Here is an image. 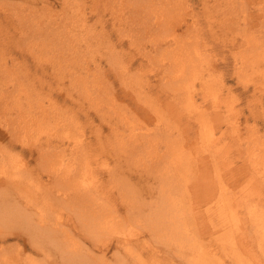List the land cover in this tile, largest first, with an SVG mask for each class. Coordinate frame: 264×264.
<instances>
[{
    "label": "rangeland",
    "instance_id": "obj_1",
    "mask_svg": "<svg viewBox=\"0 0 264 264\" xmlns=\"http://www.w3.org/2000/svg\"><path fill=\"white\" fill-rule=\"evenodd\" d=\"M3 1L9 6H14V10H20L21 12L22 10L20 8L23 7V5H21L22 2L27 3L26 0H0V3ZM36 1L43 3L42 0ZM59 1L60 0H58V2ZM156 1L157 0H152L153 3H156ZM234 1L235 3L233 4ZM39 2H37V4L36 2H33V4H35L33 6L36 7V10L42 6ZM51 2L56 3L57 0H51ZM171 2L173 5L176 2V5L179 6L181 14L185 15L183 18L181 17L182 20L187 21L181 20V23L176 22V24H171L169 25L168 30L164 27L163 32L160 30L162 27L161 23L156 22L157 19H155L156 14L153 12V6L146 3H138L134 0H69L67 3V11H65L64 5L61 4L62 2L59 4L56 3L57 6L54 8V12L52 13V20L55 19L56 21L55 22L53 20L52 22V25L55 27V31L53 29L51 32L47 31L46 34L45 30L42 29L44 28L42 27V22H46L48 18L47 16L43 17L41 15L43 18L41 19L40 17V21L38 23L35 15L33 14L34 11L37 12L34 8L31 9L32 11L30 12L31 16L34 18V22L27 23V30L25 29V24H23V26L19 24L20 27H18V25H8L5 29L0 27V38L2 39L6 36L4 43H8L7 45L11 47H9V49L14 50L12 53H10L9 50H6V52L0 51V88L2 89H0V95L1 93H5V96L9 95L4 98V95L2 94L3 96H0V102L1 100L5 101L3 105L10 108V111L8 110L9 113L17 115L18 112H22V115L24 114L14 120V123L12 124L14 127L13 130L16 133H23L26 129L29 132L31 131L30 133H25V135H22V133L17 134L23 139L24 137L25 139H28L30 141V146L32 148H36L32 157H29L30 153L28 152L25 155L30 160L28 165L30 172L22 173L23 178L21 179H18L17 172L25 168L23 164L22 166H19L17 161H3L0 164V177L3 178L4 181L13 180L11 182H14V185H8V189L4 186L6 190L4 188H0V201H5L4 206L6 207V210H3L2 212V218H4L1 224L6 225V228L9 229L10 232L22 233L20 238L12 236L8 242H0V264H70V261H66L64 259L65 254H63L65 250L68 251V247L65 242L66 236L55 232V227L58 226V222H63L71 226L70 230H73V235L78 234L81 235L79 237L84 236L82 237L83 241L86 240V243L91 245V237L90 239L88 238L91 234L86 235L89 231H84V223L79 218L81 214L78 212L76 214L75 212L72 213L75 211L76 205L71 202L72 199L68 198V195L70 194L69 185L59 184V182L53 181L49 178L48 171H45L48 166L53 163L50 159H52L53 156H59L61 151L58 149L54 150V153H52L53 156H49L50 159H47V163L45 160H42L41 157L38 158L39 154L37 153V146L40 144L39 138H42L45 141L52 133L54 141L58 139L57 135H60L63 138L68 137L73 139V137H71L72 134L76 136L77 133L81 132V129H77L76 124L73 123V118H71L70 122V117H62L65 119L64 124L66 123L62 126L67 125L69 129L68 131L63 130L61 127L62 129L59 130L57 134V131H55L53 126H51L55 124H48L49 121L45 118L51 117L49 114L51 110H48L47 107L48 105L50 106L49 101L54 102L56 100H59V104L62 107L60 105V107H58V104L57 108L51 106L54 116L58 113L65 114L67 111L69 113L68 115H70V112L78 111L80 121L86 123L88 120L85 117V113L81 111L86 109L93 113V116H95L94 122L86 124V132L84 134L86 136L84 140H92L94 142L93 145H102V142L108 143L109 141L116 143L123 141L128 144L130 143V134H132L131 131L134 133H143V131H146L147 129L148 134H151L150 132H152V135H155L159 130H162L163 128L165 130L167 128L168 130L167 132L164 131L165 134H163V136H165V138L172 136L177 138L174 142L169 143L167 139L157 137L161 142L160 145L153 143L156 137L148 139L147 143L137 150L138 154L133 156L131 167L125 168V170L132 169V174L129 173L130 171L123 172L118 170V166H120L121 169L124 168V164L120 163L122 154H119V152L114 154L117 158V163H115L113 160L114 158L111 157L112 151L105 150L103 152L104 149L100 148L101 154L99 155L92 154L90 150L89 154L85 155V152L82 151L83 154L80 155V150L84 147V144H80L74 148L76 150V154L72 156V162L74 164V168L78 172L86 174L87 178H85V185L87 188H91L93 192H101L104 199H112L113 197L117 198L116 204L119 207L118 212L123 215L124 222L130 223L129 227L131 232L134 233V237L139 233L136 232V230H142L140 226L141 222L139 223L134 220V222L131 223L129 217L126 219V204L134 206L136 213L144 220L148 218L146 214L150 213L149 210L151 207L156 211L152 221L155 222L157 226L152 229L153 234H149L151 231L143 233L140 232L138 235V238L140 239L139 241H141L140 245L138 244L139 247H136L133 251L129 249L127 250L126 256H132L130 257L131 264H221L222 259H225L224 263H232L231 260L233 258L226 252H229L230 247L233 251H235L231 244V238L238 243L240 236L238 232L235 234L227 228L219 227L212 237H203L200 231L201 227H203V225H200L203 224L202 222H194V224L187 227L184 225L186 213L192 211L189 208V204L194 202L191 184H211L209 181H204L207 176L202 171L195 170L193 175L188 176L189 173L186 175V171L189 167L183 168L180 163L181 161L182 164H185V161L190 159V153L196 151V146L191 144L201 143L202 138L199 133L200 126L196 127L197 122L193 123V121H191V128L193 131H189V135L185 136L189 140L182 139L180 134L181 132L177 128L178 124L173 122L172 128L168 124V118L165 119L166 117H164L168 104L170 107H179L182 102L178 100L176 95H172V98L166 102L165 97L168 96H165L162 91L152 89L149 85H157L160 83L159 77L162 76L161 70L154 69L159 66L158 60L161 57L160 55L164 53V50L168 51H166L165 54V68L171 69L173 67H177L183 71L198 73L195 72L196 66L183 65L181 57H185L187 55V49L194 51L197 46H202L203 50H205L197 55L196 59H200L204 66L205 79L210 78L214 80L215 77L212 76V73L210 74V72H213L214 70H217L216 74L221 75L223 85L222 89H224L227 93L229 90V93L231 94V97L227 100L229 102V107L231 108L228 110V113L230 112L229 116L231 115V121L239 124L242 132V138H245L246 140H244L248 142L249 146H251L249 149L259 160L264 159V44H262L260 48L254 49L252 52H248L256 46L255 41L253 42L250 40L249 42L248 40L251 39V36H253L252 33L261 35L260 40L264 43V12H260L259 8L260 5L264 4V0H172ZM17 4L19 5L17 6ZM239 5H241V9H239ZM171 6L172 5L169 2H166V4L162 7H159V12L167 13L168 11L167 16L172 17L175 15L176 10H174V12H170L169 8ZM228 6L231 7L229 8ZM236 6H239V11L236 10ZM242 6L247 8V11H245L248 14L247 16L245 12L242 14L244 10ZM82 7L88 13V22L86 24L87 28L93 30L97 36H93L89 40L78 41L77 48L81 52L82 56L76 58V60L70 59L65 61H67V66L71 67V70L74 69L77 73L81 71L84 73H99L102 71L108 74V81H114L118 89L119 104L115 107L117 113L115 118L112 114V110L115 105L110 108V110L105 107L113 104L112 100L107 103L102 101L103 103H101V105L98 104L99 106L92 107L89 106L88 100L84 101L85 96H83V94L81 95L78 91L72 90V93L76 92L75 96H77V100H80L81 102H75L76 98L72 94L73 99H71V101L68 99L67 103L70 106L72 105L74 109H70L66 103H63L64 101L62 96L57 91L53 92L55 79L57 77L54 79L51 76V69L53 68L52 64H54V60H56L55 56L57 55H53L52 53L56 50L55 45L61 43V40L66 39L65 31L69 29L70 32L72 31L73 26L79 25L76 12L78 11L81 15H83L84 10ZM229 9L232 11L230 12ZM28 11L30 10L28 9ZM38 13L40 14V12ZM181 14L179 15L181 16ZM56 16L58 17L56 18ZM248 17H250L253 21L251 20V22ZM62 18L66 19V21ZM35 20L37 22H35ZM213 20L215 21L213 22ZM219 20L223 24L220 23ZM229 20H231L230 26L228 23ZM113 21H116V26ZM246 21L247 24H245ZM188 22L191 23L190 27L185 24ZM33 24H35L38 28H36ZM225 26H227L226 29L229 28V30H226ZM132 27L134 28V32L131 39H128L125 31ZM30 29L32 31H30ZM39 31H42L44 34L41 38L38 35ZM56 31L61 33L59 38H57L59 41H57L56 38H53ZM235 31L237 34H235ZM172 32L181 34L184 33V35H182V39L178 42L167 43V40H173L170 38L172 36L171 34H173ZM211 34L214 36H211ZM45 35H47V37L52 36L51 39L53 40L51 41V39L47 38ZM45 37L47 38L46 40ZM137 40L140 42L139 44H137ZM162 40H164V42ZM234 40L237 41L235 42ZM119 42H124V44L122 45ZM154 43H158V45H155ZM0 45H2L1 40ZM146 45L151 49H153L152 47L157 46V50L152 51V53H157V55H155V65L149 64V62L146 63V60L142 61L141 59L143 58L142 50ZM251 45L253 47H250ZM26 46H29L31 50L26 48ZM112 47H117L118 50L121 49L119 51L122 52L121 54H125L124 59L130 61L131 63L127 65L128 68L126 67V64L123 65L127 69L125 73L133 75V83L136 84L135 88L130 89L131 95L129 96H126V91L119 88V78L116 77L118 74L113 72L115 69L108 64L109 61L107 62V59H104L106 55L108 56L106 52L110 51ZM22 50L23 52H21ZM73 50L75 49L73 48ZM206 50L207 53L212 54L211 60L207 61L208 56ZM240 53L246 57L245 59L248 62H254L250 68H246L245 71H242L240 67L238 69L235 68L236 62L241 61ZM69 57L71 56H68L67 58ZM213 60H215V62L212 66L211 62ZM205 61L207 62L204 63ZM137 64H140L141 67H136ZM7 67L9 68L7 69ZM150 67L154 69H148ZM209 67L210 69H214L209 70ZM45 68L49 71L45 72ZM158 74L160 75L158 76ZM23 78L25 79L23 80ZM70 79H72V76H70ZM188 85L190 88L193 85V82L190 80ZM31 86L36 90H33ZM51 87H53L52 94H48L47 92L50 91ZM194 87L195 89H199V82H196ZM21 88L24 89L22 90ZM61 88L65 87L61 86ZM9 89H12L10 92H12V94L14 93L13 97L11 93H8ZM30 90L33 91L31 92ZM33 92L36 93L34 94ZM17 93L18 95H15ZM135 95H140L141 101L138 102ZM10 97L14 99H11ZM198 100L202 103V97L200 94H198ZM206 104H208L207 101ZM42 105L45 106L44 108H46V110H44L47 113L50 111L48 114L43 110ZM223 105L225 104L223 103ZM198 109L205 111L207 110V106L204 104V107L198 106ZM98 110H103L104 112L101 113H104V116L102 114H100L101 116L97 115ZM27 113L30 115H27ZM109 113L110 115L112 114L113 117L110 118ZM61 116H63V114ZM102 116L104 117L103 120L101 119ZM112 118L114 119L113 124L101 122H107L106 120L111 122ZM26 119L29 122L32 121L30 123H24L26 125L29 124L27 128L24 124H22V126L20 125L21 121H27ZM157 119L161 123L158 122ZM144 120L147 123V127H142L145 122ZM164 120L166 121V124H164ZM185 120H188V118ZM17 122H19L18 124L20 125L17 126L19 129L15 128L16 125H18ZM220 122V118H216L213 126L215 127ZM112 125H119V128L116 129L118 134H113L115 131H113ZM98 127L104 129V136L96 142L95 129ZM155 127L157 130H155ZM254 127L256 128L255 130H253ZM225 128L226 127H222L220 129L218 128L215 136L217 137L216 140H218V143L221 145L225 143V145L228 146V150H224V152H217V155L213 153V155L217 158L218 165H222L224 159H227L228 163H232L230 166L234 169V174L230 176L231 178L234 179L235 175L243 173L245 170L246 172L244 175L242 174L243 177L240 180L230 186L229 193L222 186L215 188L218 189V193L220 191L222 192V202H225V205H228V202L230 201L234 202L233 205H228L229 214L227 217L231 220L236 218L238 219L236 221H241L247 224L250 215L259 216L257 212L264 211V178L260 181L255 176L256 174L251 171L248 157H251L252 154L244 147L243 144H241V147L237 149L236 147L239 146V143L233 141L232 129L227 130ZM20 129L23 130L21 131ZM221 130L224 133H221ZM221 135L223 137H221ZM0 137H2V134H0ZM255 143H259L261 149L255 148ZM182 144L186 145L187 150L189 151L188 156L172 154V152L181 149L180 147H182ZM19 145L20 144H17L18 147L15 152L20 150L22 151V149H24ZM27 147L25 146L24 150H26ZM109 148L112 150L114 147ZM253 148H255V151H253ZM157 150L160 151V154L155 157L153 154ZM144 151H146V156L155 163V168L150 167L151 169H144V163L143 161H140ZM207 153L208 151L206 149L197 147L198 156L202 157ZM67 159H71L70 153L68 154ZM230 159L235 161H231ZM235 167L238 170H236ZM109 172L114 174L116 177L123 176L124 180L120 181L119 179H111ZM212 174L213 180H215V173H209L210 176ZM96 175L97 179L95 178ZM148 176L150 179L147 178ZM253 183H255L256 186H253ZM3 190L6 192L5 196H3ZM140 190H144V193H146L148 197L145 198L141 196ZM11 191H14L15 193H11ZM151 193L153 194L152 197L150 196ZM194 194L196 196V200H199L195 190ZM18 201L20 206L17 205ZM99 202L100 200L97 203ZM205 207L206 206L204 205L203 208L205 209ZM219 207L220 206H212L206 211V217L210 220L215 218V224H219L220 222L217 221L220 219L222 221L225 220V217H222L217 213ZM86 211L92 212L89 208H86ZM259 218L258 224L255 227H252L250 224H247V227H245V232L249 234V236L253 235V229L254 231L255 229H258L259 232L264 233V230H262V228H264V214L261 217L259 216ZM142 223L144 222L142 221ZM165 224L168 225L165 226ZM80 226H83V228ZM94 234L96 236V233ZM115 241H112V244L109 247H104L105 249L103 248V251H105L103 253H106V255L101 259V261H98L95 264H122L121 257L124 256L125 251L122 250L121 255L117 257V254L114 253V250L116 249ZM57 242L62 244L63 247H59ZM183 242H186L185 246H183ZM210 247L215 249L212 250ZM183 248L186 252L187 258L189 260L193 259V262H190L189 260H182L180 258H173L168 254L170 250L177 251ZM97 254L102 256L98 250ZM29 255L33 257L31 261L36 260L34 263L26 260V257ZM241 257L242 258H238L235 261L233 260V262H235V264H246L247 261L249 262L250 255L246 253V250ZM60 259L64 260V262L58 263L61 261ZM124 259L128 260L129 258Z\"/></svg>",
    "mask_w": 264,
    "mask_h": 264
},
{
    "label": "bare ground",
    "instance_id": "obj_2",
    "mask_svg": "<svg viewBox=\"0 0 264 264\" xmlns=\"http://www.w3.org/2000/svg\"><path fill=\"white\" fill-rule=\"evenodd\" d=\"M26 1H27V3L26 2L25 3L22 2L21 5H23V7H21V8L18 7V8H20L22 10V12L20 10H14V8H13L14 6L10 5V6H12V7H10L4 1L0 3V27L2 29H5L8 25L9 26L10 25H12V26L18 25V27H20L19 24H21L22 26H23V24H25L24 26H25V29H26V25H27L28 22H34V18H33V16H31L30 12L32 11L31 9H33V8H34V10H36L35 9L36 7L33 6V5H35V4H33V2H36V4H37V2H39V1H36V0L35 1L26 0ZM68 1L69 0H60L58 2V0H57L56 3L59 4V3L62 2L61 4L64 5L65 11H67V3H68ZM134 1H137L138 3L150 4V5L153 6V12L156 14L155 19H157L156 22L157 23H161L162 27H161L160 30H162V32L164 31V27H166V30H168L169 29V25L176 24V22L177 23H181L182 18L185 16V15L181 14L179 6L176 5V2L174 3V5L172 4V2H171L172 0H157L156 3H153L152 0H134ZM42 2L43 3L39 2L40 4H42L41 8L37 9L36 10L37 12L34 11L35 13L33 12V14L35 15L38 23L40 21L41 15L43 17L47 16V18H48L47 21L46 22H42V27H44L42 29L45 30V34H46L47 31L51 32V30H53L55 28L54 25H52L53 20L55 21V19L52 20V18H53L52 13L54 12L53 10H54V8L57 5H56V3L51 2V0H42ZM166 2H169L172 5L169 8L170 12H174V10H176L175 15L172 16V17H168L167 16L168 15V11H167V13L159 12V7H162L164 4H166ZM16 3H17V1H16ZM18 3L20 4L19 1H18ZM234 3H235V1L233 2V4ZM19 4H17V6ZM239 6H240L239 9H241V5H239ZM228 7L230 8L231 6H228ZM238 7L236 8V10L239 11ZM12 8H13V10H12ZM18 8H16V9H18ZM259 8H260V12L261 11L264 12V4L260 5ZM28 9L30 11H28ZM82 9H83V7H82ZM224 9H226V8H224ZM73 10H75V9H73ZM83 10H84V14L82 12L83 15H81L78 11L77 12L75 11L77 13L76 14L77 15V21H79L78 22L79 25L73 26V29L70 32H69V29H67L65 31L66 39L65 40H61V43L56 44V42H55V44H56L55 45V47H56L55 49L56 50L52 54L53 55H57V56H55L56 60H54L55 62H54V64H52L53 68L51 69V76L54 79L56 77L57 78L55 79L54 90H53V87H51L50 91H48L47 93L48 94H52V90H53V92L57 91L62 96V99L64 101L63 103H66V105L69 106L70 109L71 108L74 109V107L72 105L71 106L68 105V103H67L68 99L71 101V99H73L72 94L75 96V93H76V92L72 93V90L78 91L81 95L83 94V96H85L84 97L85 98L84 101L88 100L89 106H92V107L93 106H99L98 104L101 105V103H103L102 101L107 103L108 101L112 100L113 104L105 106V107H107V109L110 110V108H112L115 105L114 109L113 110L111 109L112 110V114H113V116L115 118V116L117 114L115 107H116L117 104H119L118 89H117V86L115 85L114 81H108V78H107L108 74L104 73L102 71L99 72V73H93V72H85L84 73L82 71L77 73L76 71H74V69L71 70V67H68L67 66V61H65V60H70V59L76 60V58H79L80 56H82L81 52L77 48V42L78 41L89 40L91 37L97 36L93 32V30H90V29L87 28L86 24L88 22V13H87V11L85 9H83ZM229 11H230V9H229ZM245 11H247V8H244L242 14H244ZM38 12H40V14ZM36 14H37V16H36ZM179 14H181V16ZM227 14H226V18H227ZM237 14H240V13H237ZM247 15L248 14L246 13V16ZM43 17H41V19ZM57 17L58 16H56V18ZM64 17H66V16H64ZM179 18H181V19H179ZM248 18H250V17H248ZM192 19H194V18H192ZM63 20L66 21V19H63ZM251 20L252 19L250 18V21ZM37 21L35 20V22H37ZM182 21H187V20H182ZM214 21L215 20H213V22ZM226 21H228V20H226ZM230 21L231 20H229V22H228L229 26H230ZM113 22L115 23V26H116V21H113ZM189 22L185 23V24L190 27L191 23H189ZM220 23H222V22L220 21ZM228 23H226V24H228ZM250 23H249V25H250ZM245 24H247V21L245 22ZM33 25H35V24H33ZM63 25H64V23H63ZM226 27L227 26H225V29H226ZM36 28H38V27L36 26ZM232 28H233V26H232ZM23 29H24V27H23ZM195 29H196V26H195ZM226 30H229V28H227ZM30 31H32V30L30 29ZM54 31H55V29H54ZM27 32H29V31H27ZM133 32H134V28L133 27L128 29L127 31H125V34H127L126 36L128 37V39H131V36L133 35ZM237 32H238V30H237ZM248 32H250V31H248ZM172 33L173 34H171L172 36L170 38H172L173 40L172 41L171 40H167V43L178 42V41H180L182 39V35H184V33H182V34L181 33H177V32H172ZM60 34H61L60 32L56 31V33L54 34L55 36L53 38L54 39L55 38L56 39L59 38ZM212 34H211V36H214ZM235 34H237L236 31H235ZM25 35H27V34H25ZM38 35L40 36V38L44 36L42 31H39ZM62 35H63V33H62ZM252 35L253 36H251V39H248V40H249V42H250V40L253 41V42L255 41V43H256L255 45L256 46L253 47L251 45L250 47H253V48L252 49L250 48L251 50L248 51V52H252V50L258 49V48H260V46L262 44H264L260 40L261 35H257L256 33L255 34L252 33ZM45 36L47 37V35H45ZM49 36H50V34H49ZM46 37H45V40L47 38L51 39L52 36L51 37H47V38ZM5 38H6V36L3 37L2 39L0 38V40L2 42V45H4V46L0 45V51L6 52V50H9V52L12 53V51H14V50L13 49L10 50L9 49L10 46L7 45L8 43L7 44L4 43L5 42L4 41ZM52 40L53 39H51V41ZM40 41H41V39H40ZM57 41H59V40L57 39ZM162 41L164 42V40H162ZM17 42H19V41H17ZM136 42H137V44L140 43L138 40ZM160 42H158V43H160ZM119 43L122 44V45L124 44V42L123 43L119 42ZM158 43L157 44L154 43V44L158 45ZM74 45H75V47H74ZM26 48L30 49L29 46L28 47L26 46ZM73 48L75 50H73ZM152 48L153 49L148 48L147 45L144 46V48L142 50L143 58H141V59H142V61L146 60V63L149 62V64L155 65L156 64V60H155L156 56L155 55H157V53H152V51L157 50V46L156 47L154 46ZM24 49H25V46H24ZM40 50H42V49H40ZM119 50H121V49H119ZM119 50L117 49V47H112L110 49V51L106 52V54H108V56L106 55L104 59H107V62L109 61L108 64L111 65L115 69V71H113V72L118 74L116 77L119 78V82H120L119 83V88L122 89L123 91H126L127 92L126 96H129V95H131L130 89L131 88H135L136 84L133 83V79H134L133 75H131L129 73H125L126 70H127L126 67L128 68L127 65L131 64V63H130V61H127V60L124 59V55L125 54H121L122 52H120ZM204 50H203L202 46H197L194 51H191V50L187 49L186 50L187 55L185 57H181V61H182L183 65L196 66L195 67V69H196L195 72H198V73L189 72V71H183V70H180V68H177V67H173L171 69L165 68L164 67V61H166L165 54H166L167 50H164V53H162L160 55L161 57L158 60V65L159 66L157 68H155V69L152 68V67L148 68V69H154V70L160 69L161 70V75H162L161 77H159L160 78V83L159 84H157V85L156 84L155 85H149L152 89L164 92V95L168 96V97H165L166 102H168L172 98V95H176L178 100H180L182 102V104L185 103L184 105L181 104L179 107H170V105L168 104V106L166 107L167 111L164 114V117H166L165 119L168 118L167 120H168L169 126H171L173 128L172 123L173 122L175 124L177 123L178 124L177 128L181 132L180 133L181 137H182V139H185V140H189L185 136L189 135L188 134L189 131L190 132L193 131L192 128H191V125H192L191 121H193V123L197 122V125L194 124V125H196V127L200 126V132L199 133L201 134V138H202L201 143H196V144L193 143V144H191L193 146H196V151L190 153L191 154L190 157H189L190 159H187L185 161V164H182L181 161H180V163H181V167H183V168L189 167L187 169V171H186L187 172L186 175L188 173H189L188 176L193 175L195 170L196 171H202L207 176L204 179V181H209L211 184H208V183H206V184L192 183L191 184V188H192V192H193V196H194V202L189 204V208L192 211L189 212V213H186L185 219H184V225H185V227H187V226H190V225L194 224V222L195 223L202 222L203 224H200V225H203V227H201L200 231H201V234H202L203 237H212L216 233V231L219 229V227L220 228H227V229L233 231V233H235V234H236V232H238L239 235H240L239 239H238L239 240L238 243H236L235 240L233 238H231V244L234 247L235 251H233L231 249V247H230L229 252H226L228 255H230L233 258L231 260V262H232L231 264H235V262H233V260L235 261L238 258L239 259L242 258L241 256L243 255L245 250H246V253L250 255L249 262L247 261L246 264H264V233L263 232H259L258 229H255V231L253 229V235L249 236V234H247L245 232L246 231L245 227H247V224H250L252 227H255L258 224V218H259V216L261 217L264 214V211L263 212H257L259 214V216L250 215V218H249L247 224L244 223V222H241V221H236V220H238L236 218L231 220V219H229V217H227V215L229 214L228 205L229 204L233 205L234 202L230 201V202H228V205H225V202H222L223 201V198L221 196L222 192L220 191L218 193V189L215 188V187H221L222 186L229 193L230 192V186L233 183H235L236 181L240 180L243 177V175L245 174V172H246V170H245L243 173L235 175L234 176L235 180H234L233 178L230 177L231 175L234 174V169L232 168V166H230L232 163L230 164V163L227 162V159H224L223 164L222 165H218L217 158L213 155V153L217 155V152H224V150L227 151L228 150V146L225 145V143H223L222 145L220 143H218V140H216L217 137L215 136L216 132H217L216 130L218 128L220 129L222 127H226L225 129H227V130L232 129V131H233V135H232L233 141H235L236 143H239V146H237L236 148L238 149L239 147H241L240 145L243 144L244 147L247 148L250 151V153L252 154L251 157H248L249 166L251 168V171H253L256 174L255 176L260 181L264 178V175H263L264 174V166H263L264 165V159H260L259 160L256 157V155L249 149V148H251V146L248 145V142L245 141L246 140L245 138H242V132L240 130L239 124L231 121L232 120L230 118L231 115L229 116L230 112L228 113V110L231 109V108L229 107V102L227 101L228 98L231 97V94L229 93V90H228V93H227V92L224 91V89H222L223 85H222V81H221L222 80L221 79V75L216 74L217 70H214L213 72L211 71L210 74L212 73V76H214L215 79L214 80H212L210 78L209 79H205L204 66L201 63L200 59H196V56L199 55ZM239 51H241V50H239ZM21 52H23V50ZM32 53H34V52H32ZM54 53H56V54H54ZM206 53H207V50H206ZM240 55H241V61L240 62L239 61L236 62L235 68L238 69L240 67L242 69V71H245V69L246 68H250V66L254 62H248L245 59L246 57H244L243 54L240 53ZM68 56H71V57L67 58ZM207 56H208L207 61L212 59V54L207 53ZM23 57H24V55H23ZM235 59H236V57H235ZM207 61H205L204 63H206ZM214 62H215V60H213L211 62L212 66L214 65ZM41 64H42V62H41ZM124 64H126V67L123 66ZM136 67H141V65L137 64ZM8 68L9 67H7V69ZM7 69H4V70H7ZM211 69H214V68H211ZM211 69L209 67V70H211ZM2 70H3V68H2ZM44 71L48 72L49 70L45 68ZM142 71H145V70H142ZM34 72H36V71H34ZM159 75L160 74H158V76ZM70 76H72V79H70ZM3 77H4V75H3ZM68 78L70 79V81H69ZM24 79L25 78H23V80ZM190 80L193 82V85L189 88L188 83H190ZM196 82H199V89H195V87H194ZM51 86H52V84H51ZM61 86H64L65 88H61ZM11 90L9 89L8 90L9 92L7 90L6 91L8 93L12 94V92H10ZM33 90H36V89L33 88ZM1 92H3V91H1ZM2 94L3 93H1V95ZM13 94H12V97L14 96ZM198 94H200L201 97H202V103H200V101L198 100ZM3 95H4V98H6L7 95L5 96V93ZM15 95H18V93L15 94ZM31 95H33V94H31ZM12 97H10V98L14 99ZM4 98H2V99H4ZM75 98H76L75 102H81L80 100H77V96H75ZM135 98L138 100V102L141 101L140 95L139 96L135 95ZM0 99H1V97H0ZM43 99H44V97H43ZM56 101H54V102L53 101H49L50 106L48 105L47 108H48V110H51V112L49 111L50 113L48 112L51 115V117L45 116V117H47L45 119H47L49 121L48 124H51V123L55 124V125H51V126H53L54 130L57 131V134H58L59 130H61L62 128H63V130L68 131L69 129H68L67 125L66 126H62L64 124V120H65L62 117H64V118L70 117V122H71V118H73V123L76 124L77 129H81V132L77 133L79 135L76 134V136L74 134H72L71 137H73V139L68 138V137L67 138H63L62 136L57 135L58 139L56 141H54L52 133L49 135V138L47 140H45V141L42 138H39V143L40 144H39V146H37V149H38L37 153L39 154L38 158L41 157L42 160H45L46 163H47V159H50L49 156H53L52 153H54L53 152L54 150L58 149L59 151H61V154L59 156L58 155L57 156H53V158L50 159V160L53 161V163L51 165H49L47 170H45V171H48L49 178H51L53 181L59 182V184H67V185H69L70 194L68 195V198L72 199L71 202L74 205H76V209L72 213L75 212V214H76L78 212V213L81 214V216L79 218L84 223V231H86V232L89 231L88 233H86V235H90L91 234V236L88 237L89 239L91 237V245H88L86 243V240L83 241V239H82V237H84V236L79 237L81 235H78V234L77 235H73L72 234L73 230H70L71 226H69L68 224L63 223L62 221H61L62 223L58 222L57 223L58 226L55 227V232L60 233L63 236H66V241L65 242L67 244L68 251H69L68 252L67 250L62 249V250H65L64 253H63V254H65L64 255V259L66 261H70V264H95L98 261H101V259L106 255V253H103V252H105V251H103V248L104 247H109L112 244V241H115V239H116V241H115L116 242V244H115L116 245V249L114 250V253H116L117 257H118V256L121 255V251L122 250L125 251L124 256L121 257L122 264H131L130 257H132V256H126L127 255V250L129 249V250L133 251V250L136 249V247H139L138 244L140 245L141 241H139L140 239L138 238V235H139L140 232L143 233V232H150L151 231L149 234L150 235L153 234L152 229H154L157 226V224H155V222L152 221L153 220V216H155V214H156V211L151 207L150 210H149L150 213L146 214L148 216V218H146L144 220V219H142L140 217V215H138L136 213V209H135L134 206L126 204V210H125L126 211V219L129 217V220H131V223L134 222V220L138 221L139 223L141 222L140 226H141L142 230H140V229L136 230V232H139V233L134 237L133 236L134 233L131 232V229L129 227L130 223L124 222L123 221V218H124L123 215L120 212H118L119 211V207L116 204L117 198L113 197L112 199H104L101 192H99V191L93 192V190L91 188H87V186L85 185V178H87L86 174L78 172L74 168V164L72 162V156L76 154V150L74 148H76L80 144H84V147L80 150V155L83 154L82 151L85 152V155L89 154L90 153L89 150L91 151L92 154L99 155V154H101L100 148L104 149L103 152L105 150L112 151V155L113 156L111 155V157L114 158L113 160H114L115 163H117V158L114 156V154L116 152H119V154H122V157L120 159V163L124 164V168L121 169L120 166H118L119 167L118 170L123 171V172H129L130 171L129 173L132 174V171H133L132 169H126L125 170V168L126 167H131V162H132L133 156L135 154H138L137 150L141 146L145 145L147 143L148 139H151L153 137H156L154 139L153 143L156 144V145H160L161 142L159 141V139L157 137L165 138V136H163V134H165L164 131L167 132L168 129L166 128L164 130V128H163L162 130H159V128H158L159 131L155 135H152V132H150L151 134H148V132H147L148 129L146 131H143V133H136V132L134 133L133 131H131L132 134H130V143H128V144L124 143L123 141H119L118 143L113 142V141H109L108 143L102 142V145L101 144L93 145L94 142L92 140H89V141H85L84 140V138H86V136L84 135L85 132H86L85 128L87 127L86 124L94 122V117L95 116H93V113L90 110H86V109H84V111H81V112L85 113V117L88 120V122H86V123L80 121V119H79L80 115L78 114L79 113L78 111L70 112V115H68L69 113L66 110L67 112L65 114L62 113L63 116H61L62 114H60V113H58V114H56V116H54L53 113H52L51 106L52 107H56V108H57V104H58V107L61 106L59 104L60 103L59 100H56ZM206 101L208 102V104H206ZM4 102L5 101H3V100H1V102H0V134H2V137H0V164L3 161H12V162L17 161L19 166H22V164H23L25 168L23 170H20V171L17 172L18 179H21V178H23L22 173H24V172L29 173L30 172L29 167H28V165L30 163V160L25 155L28 152V153H30L29 157H32L36 148H32L30 146V141L28 139H25V137L23 139L20 135L17 134L19 132L16 133L13 130L14 127L12 126V124L14 123V120L16 118H19V116H23L24 114L22 115V112H20V113L18 112L17 115L9 113L8 110L10 108H8V106L5 107L3 105ZM203 103L207 106V110H205V111H201V110L198 109V106H203L204 107ZM223 103L226 106L223 105ZM40 105H41V103H40ZM42 106H43V110L44 109L46 110V108H44L45 106L44 105H42ZM32 107H34V106H32ZM32 110H33V108H32ZM44 111H42V112H44ZM104 111H105V109H104ZM104 111L103 110H98L97 111V115L102 114L101 112H104ZM105 113H106V111H105ZM28 114L29 113H27V115ZM38 114H39V112H38ZM112 114L110 115V113H109L110 118L113 117ZM103 116L101 117L102 120L104 119ZM118 117H119V115H118ZM26 118H28V117H26ZM38 118H39V116H38ZM187 118H188V120H185ZM216 118H220L221 122L218 123L214 127L213 124L215 123ZM24 120H25V118H24ZM30 120H32V119H30ZM106 121L107 122H103V121H101V122L102 123H109V124H113L114 123V119L113 118H112L111 122L108 121V120H106ZM157 121L160 122L158 119H157ZM26 122H29V121L28 120L27 121H21L20 125L22 126V124H24ZM30 122H32V121H30ZM18 123L19 122H17V124ZM34 123H36V122H34ZM34 123H32V124H34ZM164 124H166L165 120H164ZM20 125L19 124L16 125L15 128H17V126H20ZM24 125H26V124H24ZM28 125H26V128H27ZM142 127H147L146 121L143 123ZM156 127H158V126H156ZM156 127H155V130H157ZM24 128H25V126H24ZM112 128H113V131H115V132H113V134L114 133L118 134L116 129L119 128V125L118 126L112 125ZM17 129H19V127ZM31 129H32V125H31ZM255 129L256 128L254 127L253 130H255ZM20 130L22 131L23 129H20ZM47 130H48V128H47ZM95 130H96L95 139H96V142H98V140L102 136H104V129L101 128V127H98ZM195 130H196V128H195ZM246 130H248V129H246ZM27 132H29V131H27V129H26V130L23 131V133L20 132L19 134L22 133V135H25V133H27ZM220 132L224 133L222 130ZM177 133H179V132H177ZM43 134H41V135H43ZM169 136H170V134H169ZM221 137H223V136L221 135ZM224 137L226 138L225 135H224ZM165 139H167V141L169 143H171V142H174V140H176L177 138H174L172 136V137H167ZM230 142H232V141H230ZM17 144H20L19 146L23 147L24 149H25V146L26 147L28 146V147H27L26 150L22 149V151L20 150L18 152H15L16 148L18 147ZM109 147H114V148L111 150V148H109ZM197 147L206 149L208 151V153L206 155L202 156V157L198 156ZM254 147L258 148V149H261L260 148L261 146H260L259 143H255ZM180 148L181 149H179L178 151L172 152V154L180 155V156H186V155L188 156L189 151L187 150L186 145L182 144V147H180ZM255 148H253V151H255ZM69 153L71 155V159L68 160L67 157H68ZM21 154H23L24 156L21 155ZM57 154H59V153H57ZM159 154H160V151L157 150L153 154V156L157 157V156H159ZM140 161H143L144 169L145 168L146 169L147 168L151 169L150 167H152V168L156 167L155 163L152 162V160H150L146 156V151H144V153L142 154V156L140 158ZM231 161H235V160H231ZM190 162H192V163H190ZM239 165H241V164H239ZM235 169H236V167H235ZM241 169H243V168H241ZM236 170H238V169H236ZM210 172L211 173H215V180H213V174L211 176L209 175ZM253 172H252V174L254 175ZM109 175H110V178L113 179V180L114 179H117V180L119 179L120 181L124 180L123 176L116 177L114 174H112L110 172H109ZM95 178L97 179V175L95 176ZM147 178H149V176ZM184 178H186V177H184ZM11 181H13V180H11ZM11 181H4V179L0 177V188L2 189V188H4V186H6V188L8 189V185H14V182H11ZM227 181H229V182H227ZM253 186H256V184L253 183ZM149 189H151V188H149ZM194 190L196 191L199 200H196V196L194 194ZM140 192H141V196H143L145 198L148 197L146 195V193H144V190L143 191L140 190ZM151 192H153V191H151ZM11 193H15V192L11 191ZM5 195H6V192L3 190V196H5ZM152 195L153 194L151 193L150 196L152 197ZM99 200H100V202L97 203ZM4 203H5V201H3V200L0 201V242L1 243L8 242L9 239L12 236H15L16 238H20L22 236V233L10 232L9 229L6 228V225L1 224V222H2V220L4 218V217L2 218V212H3V210H6V207L4 206ZM17 205L20 206L19 201L17 202ZM204 205L206 206L205 209L203 208ZM212 206H220L218 208V210H217V213L220 216L225 217L224 221H222L221 219L219 221H217V222H220L219 224H215L216 223L214 221L215 218L210 220L209 218L206 217V215H207L206 211ZM86 208L91 209L92 212L86 211ZM142 212L144 213L143 210H142ZM226 218H228V219H226ZM142 221L144 223H142ZM167 225L168 224H165V226H167ZM80 227L83 228V226H80ZM73 228H75V227H73ZM75 230H77V229H75ZM262 230H264V228H262ZM77 233H78V231H77ZM94 233H96V236H95ZM84 235H85V233H84ZM100 241H102V242H100ZM57 244H58L59 247H63L62 244H60L58 242H57ZM182 244H183V246H185L186 242H183ZM210 249L213 250L215 248L210 247ZM97 250L102 254V256H99L97 254ZM168 254L171 255L173 258H180L182 260H189L187 258V256H186V252H185L184 248L180 249V250H177V251L176 250H170ZM124 258H129V259L125 260ZM31 259H33V257L31 255L26 257L27 261H30V262H33V263L36 261V260L31 261ZM60 260L61 261L58 262V263L64 262V260H62V259H60ZM224 260L225 259H222L221 264H227V263H224ZM189 261L193 262L194 260L191 259ZM239 264H241V263H239ZM242 264H244V263H242Z\"/></svg>",
    "mask_w": 264,
    "mask_h": 264
}]
</instances>
